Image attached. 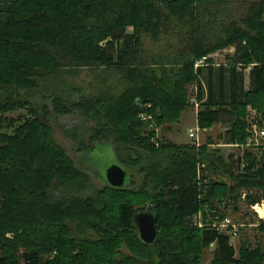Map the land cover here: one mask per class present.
Wrapping results in <instances>:
<instances>
[{
    "label": "trees",
    "instance_id": "obj_1",
    "mask_svg": "<svg viewBox=\"0 0 264 264\" xmlns=\"http://www.w3.org/2000/svg\"><path fill=\"white\" fill-rule=\"evenodd\" d=\"M0 3L5 6L0 13V94L5 97L0 115L27 105L34 115L13 135L0 132V264H202L212 246V264H264V247L242 243L237 252L231 235L214 226L224 220L216 205L220 200L236 205L243 189L249 207L264 201V148L248 146L247 120L252 106L264 126V0ZM94 20L98 23L92 25ZM146 39L176 43L169 44L168 55L150 58ZM229 47L236 50L232 65L216 67L210 61L196 67ZM171 60L177 69L163 67ZM83 70H104L119 78L123 89L73 102L67 80ZM194 84L199 126L228 123L226 144L244 148L236 161L206 145L144 135L146 110L137 101L153 105L159 125L177 123L191 105L188 86ZM22 93L27 98L51 94L57 115L80 112L94 120L98 129L89 142L96 147L115 136L127 151L124 155L113 147L118 163L141 174L140 185L122 190L106 185L89 197L80 195L89 189L88 173L58 148L40 111ZM104 119L112 126L106 127ZM86 145L82 140V150ZM219 168L233 186L210 178ZM54 188L61 199L50 196ZM141 211L157 217L154 246L138 236L134 217ZM201 214L203 226L194 222ZM92 232L99 238L89 237Z\"/></svg>",
    "mask_w": 264,
    "mask_h": 264
},
{
    "label": "rangeland",
    "instance_id": "obj_2",
    "mask_svg": "<svg viewBox=\"0 0 264 264\" xmlns=\"http://www.w3.org/2000/svg\"><path fill=\"white\" fill-rule=\"evenodd\" d=\"M4 4L0 3V13L3 11ZM92 25L97 24V20L90 22ZM89 23V24H90ZM129 34L133 33V29L128 30ZM176 43L173 41H162L159 43L152 42L150 39H146L144 42V48L146 50V57L150 58H158L159 56L168 55L166 52L169 48V44L174 45ZM236 50L234 47H229L221 50H217L216 52L207 56L204 61V65L209 64L212 61V64L216 67L220 66H230L233 64V59L235 56ZM152 61V60H150ZM176 60L165 61L163 62V67L166 66L167 69H177V66L174 64ZM199 62H197L198 64ZM252 66H248L245 71L246 77V88L249 89L250 80H249V71ZM68 87L70 86V96L71 101L79 102L83 97H91L100 92H104L109 88L114 89L116 92H120L122 90V85L120 83V79L114 77L111 74H108L104 70L100 72H91L90 70H83L76 77L67 80ZM189 89V101L190 107H188L181 115L180 120L177 123H163L158 124L154 114H152L153 105L148 103H143L138 100L137 105L142 107L141 109L146 110L147 120L143 121L144 124V135H150L152 133V139L154 141H159L163 139H168L175 144L178 145H201L207 146L211 151H215L216 149H220V152L228 157L230 155L234 156V160L236 161L242 153H244V148L236 147L233 145L226 144L225 139H230L229 127L228 123H220L216 124L214 127L210 129H202L198 124V112L199 107L195 103L196 100V84L188 86ZM51 94H46L42 96H36L33 98H27L23 96L24 100L30 101L33 106L40 111L42 115V120L44 123L52 130L53 138L57 143V146L60 150H62L66 156L74 160L76 166L88 173L90 177L89 189L80 193L83 197H89L94 195L99 190H102L106 187V171L107 169L113 165L118 163L116 159L114 148H118L122 154L126 155L127 151L125 150V146L119 145L117 138L115 136H109V139H105L109 144L98 145L97 147L93 143H90V137L92 134V130L98 129V125L94 120L90 118H86L80 112H73L68 115H57L53 110L52 100L50 99ZM5 100L4 95L0 94V103ZM195 104V105H194ZM150 109L148 110V106ZM48 109L49 113H44L43 109ZM33 108L30 105H27L26 108H21L16 110L15 112H7L4 115H0V132L7 133L13 135L15 131L22 127L23 125L28 123V121L32 122L34 119V115L32 114ZM248 122L250 126L253 123H257V118L262 116L260 112L254 109L252 106L248 107ZM256 121L254 122V120ZM106 127L112 126L111 121L104 119L102 120ZM120 124V122H118ZM200 130L198 134V142L190 138L191 130ZM251 128H249L250 131ZM120 133V132H119ZM250 133V132H249ZM101 135L102 139L105 136ZM82 140L86 141V146L82 150L81 142ZM254 140V142H253ZM251 142L256 143L254 136H250L248 140V146ZM114 147V148H113ZM252 150H255V146H252ZM96 149L88 154L89 150ZM256 152V151H255ZM229 163V162H228ZM237 172V171H236ZM131 173V172H130ZM132 178L130 182L131 185H137V188L142 182L143 176L137 172L131 173ZM214 181L228 183L233 186L231 180L225 176L222 168L216 170L215 174H211V177ZM72 194H77L79 191L76 189L71 190ZM242 200L234 205V202L226 203V200H220L217 202V206L219 211L221 212V217L224 219H229L230 227L226 226L222 231L231 235V240L233 246L236 248L237 252L240 250L242 243H248L252 248H256L257 246L264 247V232L260 230V226L263 225V221L259 219L256 211L247 205L245 202V195L247 191H243L242 189ZM50 196L54 200H59L63 197L62 193L53 189L50 192ZM262 203V202H261ZM259 202V204H261ZM26 206V205H24ZM149 204L144 206L145 210L149 209ZM206 207V211L209 214V207ZM137 209H141L140 206H137ZM261 215H264V211L261 210ZM26 209L23 207V211ZM20 211H17V216L21 218ZM224 221V220H223ZM222 221V222H223ZM195 223L199 224V226H203V215H199L194 220ZM225 225V224H224ZM232 226L236 227L237 235L233 236ZM89 237L99 238L96 233H91ZM127 253V249H124ZM215 246H212L208 250H205L203 253V262L202 264H212L213 256H214ZM54 255H51L49 258H54Z\"/></svg>",
    "mask_w": 264,
    "mask_h": 264
},
{
    "label": "water",
    "instance_id": "obj_3",
    "mask_svg": "<svg viewBox=\"0 0 264 264\" xmlns=\"http://www.w3.org/2000/svg\"><path fill=\"white\" fill-rule=\"evenodd\" d=\"M132 175L121 164L111 165L106 171V183L113 189L122 190L130 185ZM137 233L145 245L154 246L159 240L157 217L153 212H138L134 217Z\"/></svg>",
    "mask_w": 264,
    "mask_h": 264
},
{
    "label": "built area",
    "instance_id": "obj_4",
    "mask_svg": "<svg viewBox=\"0 0 264 264\" xmlns=\"http://www.w3.org/2000/svg\"><path fill=\"white\" fill-rule=\"evenodd\" d=\"M203 64H204L203 60L199 61V63L196 65V67L203 66ZM141 119L143 121H146L147 120L146 114H142ZM199 131H200L199 129L196 131L191 130L190 138H192L193 140L198 142ZM249 132H250L251 136H254V139L256 141V143H253L254 142V140H253V142H251V144H249V146H255V148H258V147L264 148V126H260L258 123H253L251 125V129ZM198 146H201V145H198ZM252 208L256 211V213L259 216V219L261 221H263V224H264V215L262 216L261 211L259 210V208H260L261 210L264 211V201L261 204H256ZM214 226L222 231L223 229L226 228V226L230 227V221H229V219H224L223 222H221L220 224H215ZM232 228H233L232 234H233V236H236L237 235V229L234 226H232Z\"/></svg>",
    "mask_w": 264,
    "mask_h": 264
}]
</instances>
